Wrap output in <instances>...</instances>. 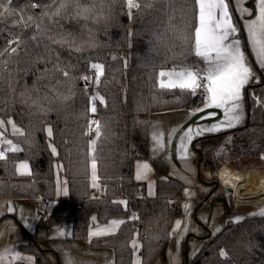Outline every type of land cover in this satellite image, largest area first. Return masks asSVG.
Returning a JSON list of instances; mask_svg holds the SVG:
<instances>
[{
  "label": "trees",
  "instance_id": "16d2710c",
  "mask_svg": "<svg viewBox=\"0 0 264 264\" xmlns=\"http://www.w3.org/2000/svg\"><path fill=\"white\" fill-rule=\"evenodd\" d=\"M226 2L235 24L241 25L233 0ZM133 3L138 7H129L128 0L0 2V118L7 123L11 119L23 130L7 133L19 150L6 149L0 159V200L39 204L33 231L14 212H7L0 222L14 218L28 238L20 250L33 255L35 264H62L59 253L41 243L50 239L51 228L61 218L70 221V239L112 249L114 264H133L135 241L141 264H169L168 249L176 245L172 225L184 215L185 185L169 175L164 158L155 157L150 161L158 176L156 195L149 197L134 169L137 160L149 157L151 114L192 111L205 102L202 93L159 87L162 70L195 64L199 9L195 0ZM93 64L103 65V75L92 89ZM254 64L260 80L244 86L245 123L192 141L201 172L218 169L226 156L264 159V67ZM93 104L95 113L90 111ZM95 117L98 139L95 128L94 138L88 135ZM93 158L97 187L91 176ZM20 161L29 163L30 173H18ZM59 166L69 198L68 211L61 217L56 214L63 202L57 199ZM199 177L210 189L199 196L195 211L201 199L222 203L226 222L213 235L205 230V241L194 257L188 253L193 236L188 233L180 264H264V215L236 221L234 206L217 188L216 178L206 181L201 173ZM100 186H105L103 195ZM113 220L122 221L115 231L91 235Z\"/></svg>",
  "mask_w": 264,
  "mask_h": 264
},
{
  "label": "crops",
  "instance_id": "0c3cea01",
  "mask_svg": "<svg viewBox=\"0 0 264 264\" xmlns=\"http://www.w3.org/2000/svg\"><path fill=\"white\" fill-rule=\"evenodd\" d=\"M217 15H219V13H217ZM232 24L236 29V25H234L233 21ZM237 37L238 35L236 29V32L229 36L228 41H226V43L239 41ZM241 46L242 44L239 42L238 47L240 48V50ZM207 66L208 65L204 62L202 58L196 57L195 64L184 69L193 71V68H195L204 74L205 68H207ZM164 70L165 72H169L174 69ZM164 79L167 78L165 77ZM196 92L202 93L205 92V90L200 91L199 89H197ZM242 101L243 99L239 101L240 104L242 103ZM243 108V105H241L240 109H238L236 113L241 117V119H243L239 121V123L241 122L240 124L245 123L247 118V116L244 118V116L247 115V111L244 112ZM200 109L201 107L198 110L195 109L192 111L180 110L171 111L168 113L164 112L151 114L148 123L149 157L146 160H137L135 162L134 169L135 179L137 181L146 183L147 195L149 197H155L156 180L158 179V176L150 159L155 157H161L168 162L169 175L171 177L179 179L185 185L184 195L186 201V215L177 218L174 221L172 225V236L175 239H180L182 241L186 237L187 233L191 231L196 235L192 239L197 240L198 249L201 248L202 244L205 241V239L201 238V236L204 234V231H202L201 228L205 227V230H207L210 235H213L223 227L226 221L224 217V205L222 203H212L210 200L207 201L208 203L206 205L200 206L195 211V219L194 217H192V215L191 217H188L189 210H191L192 213V211L196 209V206L199 202V196L207 193L210 188L206 182L200 179V173L206 181H210L214 178L212 171L204 169V172H207L206 176L200 171L201 167L196 159L195 152L192 148V140L202 135L216 134L220 131L230 129L224 127L226 117L222 112H220L219 109L211 108L203 109L202 111H200ZM212 113H215V115H211ZM166 115L171 117L174 122L164 127L163 124L160 122L162 120V116L164 117ZM239 123L236 124V126L240 125ZM215 126H219L221 128H219V130L217 131H210V129ZM189 129L191 130L190 132L188 131ZM188 136L192 137L190 142L188 140ZM154 137L160 139L161 143L163 144V147L157 145L156 141L153 139ZM185 146L187 147V158H185L184 153L182 152V148ZM145 164L148 165V169L146 170L143 169V166ZM138 172H142L141 179H137ZM56 180L57 199H62L63 201L57 207L56 214L61 217L68 211V206L66 204L69 198L67 180L64 177L62 173V168L60 166L56 169ZM96 183L98 186L97 181ZM104 192L105 186H100L99 194L103 195ZM20 202L36 210V219L34 221L35 226L38 219L37 215L39 216V210L37 209L36 204L33 203L32 200L14 201L8 199H1L0 218L3 217L7 212H14V208H16ZM234 210L236 211L237 215H235L233 219L239 221L245 215L260 214L259 212H262L263 208L252 207L251 205H240L238 207H234ZM177 222H179L180 224L179 229L176 228ZM21 223L28 231L34 230L28 229L22 221ZM111 227L112 225H110V228ZM55 229H57L58 231H55ZM70 233V221L65 218H61L59 223L51 228L50 239L41 243L44 247L52 249L59 253L62 264H114V252L112 249L91 247L88 243L82 240L70 239ZM27 241L28 238L26 234L23 232L18 223L14 220V218L5 217L0 222V264H15L17 261H23L26 264H35L33 255H30L20 250L21 245L27 243ZM134 244L135 253L133 264H141V258L139 256V243L138 241H135ZM196 253H194V255ZM49 256L54 262L56 261L55 255L50 254ZM182 256V247L179 246L178 243L168 249L169 264H180L182 262ZM157 264H161V262L159 261Z\"/></svg>",
  "mask_w": 264,
  "mask_h": 264
},
{
  "label": "snow or ice",
  "instance_id": "6c2138e0",
  "mask_svg": "<svg viewBox=\"0 0 264 264\" xmlns=\"http://www.w3.org/2000/svg\"><path fill=\"white\" fill-rule=\"evenodd\" d=\"M3 2V0H0ZM10 3L11 0H8ZM198 9V27L195 29V56L202 58L208 65L201 77L198 72L192 70H181L175 72L159 73L161 78L159 81V87L161 89H176L179 88L182 91H189L195 94L196 90L202 85L200 79L206 81L203 85L206 93V106L215 107L217 109H223L226 117L224 127L232 128L239 123L241 117L236 114L239 109V101L241 100V92L244 86L249 82L252 76L251 69L245 63V57L238 47L239 41L229 42L228 38L231 34L236 32L235 27L232 24L231 16L228 11V4L225 0H195ZM35 6V5H33ZM129 7H138L133 3V0H128ZM219 13V15H217ZM250 39L256 46L257 54L264 59V41L260 36L264 34V0H260V16L258 21L251 22L249 26ZM235 45V46H234ZM15 51V49H13ZM92 68L96 71L97 81L99 77L103 75V65L93 64ZM67 75V73H65ZM167 79H164V78ZM87 79V78H85ZM103 102V101H101ZM96 106L93 104L90 108L92 113L96 112ZM211 115H215L212 113ZM3 121H0V125H3ZM9 124L12 121H8ZM95 127L96 139L100 137V125L99 122L93 121ZM15 128V126L13 125ZM219 130V126H215L210 131ZM18 131V130H16ZM191 131L190 129L188 130ZM51 135V129L48 130ZM22 134V133H21ZM96 139L91 141V151H96ZM157 145L163 147L160 139L153 138ZM192 137L188 136L189 142ZM9 145V151H18L19 149L12 147L10 140L5 141ZM55 153V148L52 149ZM185 158H187V147L182 148ZM4 158V153L0 152V159ZM21 168L27 169V164L20 165ZM143 169H148V165L145 164ZM92 181L93 187H97V163L93 158L91 163ZM142 172H138L137 179H141ZM264 215V212L261 213ZM95 219V218H93ZM122 221L113 220L111 222L112 228L102 229L91 233L92 236H98L102 233L110 232L114 228L119 227ZM176 228H180L179 222H177ZM63 234V233H61ZM135 246V244H134ZM220 256H225L223 251L220 252Z\"/></svg>",
  "mask_w": 264,
  "mask_h": 264
},
{
  "label": "rangeland",
  "instance_id": "374dc122",
  "mask_svg": "<svg viewBox=\"0 0 264 264\" xmlns=\"http://www.w3.org/2000/svg\"><path fill=\"white\" fill-rule=\"evenodd\" d=\"M226 2V0H225ZM227 3V2H226ZM228 4V3H227ZM233 4H234V8H235V11L238 13V17H240V21H241V25H236L231 14H230V10H229V5H228V11H229V14L231 16V19L232 21L234 22V25H236V29H237V39L239 40V42L242 44L241 46V52H243L244 54V57H245V63L247 64V66L251 69V72H252V76L251 78L249 79V82L245 85H249L251 83L255 84V83H258L259 80H260V77L257 73V71L255 70V64L254 62H256V64L260 67H264V59H262L261 57L258 56L257 54V50H256V46L252 43L251 39H250V33H249V26L251 24V22L253 21H258V18L260 16V0H233ZM261 40L264 41V34H262L260 36ZM245 40V41H244ZM244 42H246L248 48H249V51L246 50V47H245V44ZM254 61V62H253ZM208 67V66H207ZM207 68H205L206 70ZM181 70H188V69H184V68H181V69H178V68H174V70L172 71H169V72H175V71H181ZM165 72V70H163ZM102 77V75L99 77V79ZM89 82H90V87L93 89V87H95L99 80L97 81V77H96V72L94 75H91L90 79H89ZM202 94H204L205 96V104L203 106H201V109L200 111H202L203 109H211V108H214V109H217L215 107H207L206 106V93L205 92H202ZM244 88L242 89V92H241V96L243 99L242 103L240 105H243V110L244 112H246V104L244 103L245 102V95H244ZM239 107V109H240ZM199 109V108H198ZM196 109V110H198ZM220 112H222L224 114V110L223 109H219ZM168 113V112H167ZM168 115H172V114H168ZM168 115L166 116H162V120L160 123L163 124L164 127H166L168 124L170 123H173L174 121L171 119V117H169ZM225 115V114H224ZM247 115L244 116V118L246 117ZM243 120V119H240V121ZM0 121H3V125H0V144L5 148V149H9V145L7 143H5V141H8L10 140L12 142V147H15L16 148V144L12 141L11 138H9V136L7 135V133L9 132L10 134H13V135H16V134H20L23 132L22 128L17 125L15 122H13L11 119H8V121H12L11 124L7 123L4 119L0 118ZM241 123V122H240ZM239 123V124H240ZM243 124V123H242ZM240 124V125H242ZM13 125L15 126V128L13 127ZM240 125H237L236 127L240 126ZM234 127V128H236ZM221 128V127H219ZM233 127L230 128V129H234ZM18 130V131H16ZM90 138H94V134L92 137ZM93 140V139H92ZM193 141V140H192ZM22 164H27V169H23L20 167V165ZM229 166L228 168L230 170H233V171H240L242 169H246V168H249V167H252V168H256V170L258 172H261V173H264V159L263 158H257V159H236V160H233L229 157H225V161L223 164L220 165V167H218V169H211L210 171H212L213 173V177L216 178L217 180V176L219 174V170L222 166ZM17 171L19 174H28L30 173V165L27 161H20L17 165ZM202 173L205 174V176L207 175V172L205 173L204 170H202ZM91 174H92V170H91ZM92 176V175H91ZM212 180V179H211ZM210 180V181H211ZM217 188L221 191H225V195H226V198L227 199H230L232 205L234 207H238L240 205H251L252 207H262L263 210L262 212H264V199H256V198H250V199H247V200H244L242 201V203H238V205L232 200V197L230 198L226 192V189H224L221 184L219 183V181L217 180ZM210 189V188H209ZM231 190V189H230ZM221 191V192H222ZM229 192H232L229 191ZM102 195V194H100ZM204 202H207V200H203L201 199V205H206V203L204 204ZM208 203V202H207ZM184 215H186V201H184ZM36 207L37 209L39 208V204L36 203ZM78 208V207H77ZM14 212H16V215L18 218H20V220L25 224V226L32 230L35 228L34 224H35V219H36V210L29 207L28 205L26 204H23L22 202H20L16 208H14L13 210ZM262 212H259L260 214ZM194 213H195V210L192 211L191 213V210H189V213H188V217H194L195 219V216H194ZM37 217H39L37 215ZM39 219V218H38ZM37 219V221H38ZM37 223V222H36ZM106 228H110L109 227H106ZM106 228H101L100 230L102 229H106ZM112 228V227H111ZM117 228V227H116ZM116 228H114L112 231L110 232H113L116 230ZM205 227L204 228H201L202 231L205 232ZM55 231H58L57 229H55ZM107 233V232H106ZM188 233H192L191 231H189ZM187 233V235H188ZM102 234H105V233H102ZM193 236L189 239V249H188V253H189V256L190 257H194V253L198 252V243H197V240L196 239H192L194 238L196 235L194 233H192ZM186 235V236H187ZM202 237V236H201ZM203 239V238H202ZM182 242L183 240L181 241L180 239H176V244L178 243L179 246L182 247ZM197 250V251H195ZM162 264V263H161Z\"/></svg>",
  "mask_w": 264,
  "mask_h": 264
},
{
  "label": "bare ground",
  "instance_id": "6f19581e",
  "mask_svg": "<svg viewBox=\"0 0 264 264\" xmlns=\"http://www.w3.org/2000/svg\"><path fill=\"white\" fill-rule=\"evenodd\" d=\"M219 175L223 183L235 192L240 199H264V173L256 168H246L240 171L230 170L222 166Z\"/></svg>",
  "mask_w": 264,
  "mask_h": 264
},
{
  "label": "built area",
  "instance_id": "2783aa9c",
  "mask_svg": "<svg viewBox=\"0 0 264 264\" xmlns=\"http://www.w3.org/2000/svg\"><path fill=\"white\" fill-rule=\"evenodd\" d=\"M193 71H195V72H198L199 74H200V76L202 77L204 74L202 73V72H200L198 69H195V68H193ZM205 83H206V81L204 80V79H200V84L202 85V87H200V88H198L200 91H203L204 90V87H203V85H205ZM93 121H97L98 122V119L95 117V118H93L92 120H91V122H90V129H89V132H88V135H89V137H92L93 136V134H94V128L96 127V125L95 124H93L92 122ZM0 152H3L4 153V156L6 155V150L3 148V146L0 144ZM217 180L219 181V183L221 184V186L224 188V189H226V192H227V194L229 195V196H231L232 197V200L238 205V203H242V201H244V200H247V199H240V198H238L236 195H235V192L234 191H232V192H229V188H228V186H226L224 183H223V181H222V179H221V177H220V175L218 174V176H217ZM207 204V202H204V204ZM79 208V207H78Z\"/></svg>",
  "mask_w": 264,
  "mask_h": 264
},
{
  "label": "water",
  "instance_id": "95a60500",
  "mask_svg": "<svg viewBox=\"0 0 264 264\" xmlns=\"http://www.w3.org/2000/svg\"><path fill=\"white\" fill-rule=\"evenodd\" d=\"M229 191H231L230 189H228Z\"/></svg>",
  "mask_w": 264,
  "mask_h": 264
}]
</instances>
